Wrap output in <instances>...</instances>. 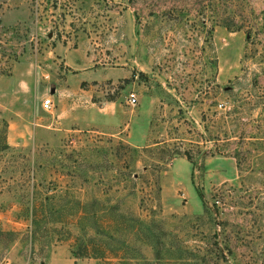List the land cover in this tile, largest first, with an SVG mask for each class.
<instances>
[{
  "label": "rangeland",
  "instance_id": "1",
  "mask_svg": "<svg viewBox=\"0 0 264 264\" xmlns=\"http://www.w3.org/2000/svg\"><path fill=\"white\" fill-rule=\"evenodd\" d=\"M0 264H264V0H0Z\"/></svg>",
  "mask_w": 264,
  "mask_h": 264
},
{
  "label": "crops",
  "instance_id": "2",
  "mask_svg": "<svg viewBox=\"0 0 264 264\" xmlns=\"http://www.w3.org/2000/svg\"><path fill=\"white\" fill-rule=\"evenodd\" d=\"M13 78V77H12ZM12 78H10V79H8L9 81H11V79ZM74 107H80L81 108V106H77V105H75ZM80 110V109H79ZM76 111H78V110H76ZM36 112H38V110H36ZM17 116L16 115H13L12 117H10L9 118V133H11V131L14 129V127L16 126V123L15 122H17ZM8 145L9 146H11V145H13V142H12V140H11V136L9 135L8 136Z\"/></svg>",
  "mask_w": 264,
  "mask_h": 264
},
{
  "label": "built area",
  "instance_id": "3",
  "mask_svg": "<svg viewBox=\"0 0 264 264\" xmlns=\"http://www.w3.org/2000/svg\"><path fill=\"white\" fill-rule=\"evenodd\" d=\"M131 104H132L133 106H136V105L138 104V100H137V98L133 97V98L131 99ZM44 106H45V109H46V110H51V109L53 108V103H52L51 100L48 99V100L45 101Z\"/></svg>",
  "mask_w": 264,
  "mask_h": 264
}]
</instances>
